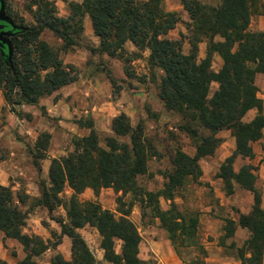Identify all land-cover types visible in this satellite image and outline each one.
Returning a JSON list of instances; mask_svg holds the SVG:
<instances>
[{"label":"trees","instance_id":"obj_1","mask_svg":"<svg viewBox=\"0 0 264 264\" xmlns=\"http://www.w3.org/2000/svg\"><path fill=\"white\" fill-rule=\"evenodd\" d=\"M28 1L26 9L34 23L27 24L7 9L18 28L12 38V53L0 48V89L12 112L20 116L16 106H37L42 98L76 82V67L65 64L61 54L82 46L84 20L89 17L93 33L100 42L97 48L88 47L89 52L123 62L128 77L131 74L127 65L149 50V67L163 73L158 97L165 110L179 118L177 130L187 136L195 148L194 156L180 148L173 151L172 171L165 175L168 181L165 189L154 194L138 185V178L148 174L149 161L158 157L156 146L145 135L144 123L135 127L126 114L116 117L112 122L115 136L104 140L105 148L92 119L78 123L80 128L90 131L89 136L77 138L74 151L67 157L53 159L49 187L41 184L40 205L50 213L58 207L65 208L68 222H59V225L62 234L72 241L71 261L58 255L51 264H100L78 232L86 226L95 228L101 237L104 264H149L139 258L142 240L130 219L131 211L126 210L127 204L119 198L121 217L116 218L99 204L79 199L88 189L96 195L102 189L132 194L144 215L146 209H152L181 257L179 241L194 236L198 222L188 221L174 204L170 211L163 212L159 199L163 197L173 202L175 192L187 179L202 175L200 161L216 154L223 144L219 138L223 131L231 132L236 149L222 165L219 178L230 196L234 194V182L254 195L252 212L240 215L239 227L248 230L250 237L237 249L238 259L242 264H264V209L262 196L255 186L256 176L251 167H243L239 173L233 168L238 157L252 159V145L264 137V102L258 97L256 87V75L264 74V32L249 30L255 12L259 7L264 9V0H182L190 18L187 54L183 40L167 38L181 20L177 13L165 9L163 0H82V3L62 0L70 10L67 18L58 15L53 0ZM45 33H51L60 46L56 48L43 40ZM217 38L221 41H216ZM205 41L208 42L206 58L199 60V45ZM128 43L138 50L131 54L132 58L126 50ZM215 55L223 61L219 72L212 68ZM213 83L219 88L211 96ZM253 111L256 117L245 122ZM42 137L44 141L38 148L47 151L46 141L51 136L43 134ZM35 166L42 172L39 164ZM67 186L74 194L64 202L61 196ZM27 199L0 186V232L29 250L39 243L23 234L26 216L19 204ZM234 234V225L230 223L227 238ZM117 241L122 243L120 254L115 250ZM202 253L205 254L204 250ZM0 264L7 263L0 261ZM20 264L37 263L28 256Z\"/></svg>","mask_w":264,"mask_h":264},{"label":"rangeland","instance_id":"obj_2","mask_svg":"<svg viewBox=\"0 0 264 264\" xmlns=\"http://www.w3.org/2000/svg\"><path fill=\"white\" fill-rule=\"evenodd\" d=\"M53 1L56 3L58 15L67 18L70 15L68 6L62 0ZM70 1L82 3V0ZM136 1L147 2L149 0ZM3 3L6 17L15 24L16 28L18 27L14 19L8 15L7 9H10L13 16L24 19L27 24L34 23L31 14L26 9L29 4L28 0H7V3L6 0H3ZM163 3L168 12L177 13L181 20L167 38L177 41L183 40L184 53L187 54L190 51V33L187 30L190 18L182 6V0H163ZM90 24L89 17H86L82 46L72 52L61 54L65 63L66 57L69 55L86 52L88 54L87 59L78 58L82 65H74L77 70L76 82L79 80L99 81V84L95 86V94L86 97L88 101L86 110L89 113H85V110L82 109L74 115L71 121L78 126V123H86L92 119L104 148V140L115 136L112 131V122L116 117L126 114L135 127L140 122L144 123L145 135L156 146L158 157L149 161L148 174L138 178V185L147 192L162 193L168 182L165 175L172 171L170 157L173 151L180 148L184 153L194 156L195 148L192 141L177 130L179 118L168 113L158 97V85L163 73L149 67V50L142 52L141 57L132 59L133 61L127 65L129 74H131L128 77L123 62L89 52L88 47L95 46L97 48L93 42L96 38L93 29L88 31L86 28L88 25L89 28H92ZM249 30L253 33L264 32L263 8L259 7L253 15ZM12 38L13 36L5 37L11 44ZM43 40L56 48L60 46V42L51 33H45ZM216 41H221V39L217 38ZM207 49L208 42L205 41L199 45V60L206 58ZM126 50L130 57L131 54L138 53V50L131 43L126 45ZM222 66L221 57L215 55L212 64L213 70L219 72ZM256 87L258 97L264 102V74L258 73L256 75ZM218 88V84L213 83L210 95L212 96ZM15 109L20 116L12 112L11 107L5 101L3 90L0 89V186L11 189L16 195L28 197L24 204H19L26 216L23 234L34 238L35 242L39 244H34L28 250L19 241L8 239L0 232V261L7 264L9 262L20 264L28 256H31L32 261L37 264H51L56 256L61 255L65 261L70 262L72 259V241L62 234L59 225V222H68L67 212L64 207H58L53 213H50L40 205L41 184H46L49 187V174L46 175L43 171L39 172L35 164L37 163L43 168L46 162L51 165L53 159L67 157L74 151V141L77 138L89 136L90 131L82 129L87 132L86 136L79 134V132H70L59 124L58 120H55L53 133H43L51 136V139L46 141L47 151L38 148V144L44 141L43 134L35 137L17 135L19 141L27 148L22 147L23 154L13 156L12 151L6 148L3 141L5 137L3 127L10 122L9 118L13 114L20 119L27 116L24 114L22 106H16ZM255 117L256 112H250L244 121L251 122ZM231 137L232 134L229 131H223L219 136L223 143ZM262 140L264 141V137ZM261 141L258 142L259 144L252 145L254 153L252 159L238 157L239 160L235 161L233 168L236 173H239L246 166L252 168V172L256 176L255 186L262 196V208L264 209V179L262 180L263 173L258 165V158L264 156V142ZM229 148L227 145L219 158L216 154L220 148L213 157L202 159L200 161L202 175L196 179H187L185 185L175 192L173 202L163 197L159 199V206L163 212L170 211L172 204H174L188 221L198 222L196 231H193L194 236L185 237L179 241L182 247L180 249L181 257L177 254L170 240V235L164 229L161 221L154 217L152 209H146V215H144L141 205L135 201L132 194L117 193L113 189H102L96 195L93 190L88 189L79 196V199L82 202L99 204L104 210L113 213L116 218L121 217L118 212L120 210L119 198L127 204L126 210L131 211L130 219L138 229L142 240L139 258L149 264H191L192 262L195 264L198 262L205 264H242L238 259L237 249L243 247L249 239L250 233L248 230L239 227L240 215L243 214L242 209H248L249 214L252 212L254 195L244 190L236 182H234L233 195L239 193L237 202H234L233 195L227 194L219 174L222 165L234 153H230ZM226 156L228 157L226 158ZM9 167L10 169H8ZM73 194V191L67 186L61 197L65 202ZM230 223L234 225L235 234L232 238H227V229ZM78 232L87 243L97 262L104 264V251L101 248V237L98 231L86 226ZM115 250L117 254L121 253V242H116ZM4 258L8 261H5Z\"/></svg>","mask_w":264,"mask_h":264},{"label":"crops","instance_id":"obj_3","mask_svg":"<svg viewBox=\"0 0 264 264\" xmlns=\"http://www.w3.org/2000/svg\"><path fill=\"white\" fill-rule=\"evenodd\" d=\"M91 25V24H90ZM92 27V26H90ZM87 30L90 31L92 28H89V25L86 26ZM90 29V30H89ZM96 37V36H95ZM97 38V37H96ZM94 39V45H99V39ZM88 54L78 52L73 55L66 57V64H72L75 66H81L82 62L78 61L80 59H87ZM99 84V81H85L79 80L71 85H68L62 88L60 91L56 92L52 96L44 97L41 99L39 105L37 106H22L26 118L20 119L16 115L10 116V122L3 127L5 130L3 141L7 149L12 151L13 156H19L23 154L22 147L27 148L19 139L17 135H31L38 136L43 133L52 134L54 131V122L58 120V123L63 127L68 129L70 132L78 133L86 136L87 132L82 130L79 126L73 123L71 120L74 115L80 112L82 109L85 110V113H89L86 109L87 99L86 97L95 94V86ZM96 96V95H95ZM111 104V103H110ZM109 104V105H110ZM105 107V106H104ZM94 116V114H93ZM84 129V128H83ZM222 133V132H221ZM221 133L219 136H221ZM225 137V136H223ZM261 142H264L263 140ZM260 143V142H259ZM256 143V144H259ZM227 145L230 147V153L235 151V139L228 138V141H225L220 149L217 152V157L224 153ZM21 149V150H20ZM228 156H226L227 158ZM223 159V158H222ZM239 158L236 159V162ZM222 161V160H221ZM258 165L261 172L263 173L262 180L264 179V156L258 158ZM42 168V167H41ZM10 169V167L8 168ZM50 170V165L46 162L43 165L42 171L48 175ZM264 191V189H263ZM234 196V202L236 203L239 197V193H236ZM264 201V196H263ZM243 214H249V210L242 209ZM5 261H8L4 258ZM11 264V262H9Z\"/></svg>","mask_w":264,"mask_h":264},{"label":"water","instance_id":"obj_4","mask_svg":"<svg viewBox=\"0 0 264 264\" xmlns=\"http://www.w3.org/2000/svg\"><path fill=\"white\" fill-rule=\"evenodd\" d=\"M16 33L17 28L15 24L6 17L3 0H0V48H6L11 54L12 44L10 41L6 40L5 37L15 36Z\"/></svg>","mask_w":264,"mask_h":264}]
</instances>
